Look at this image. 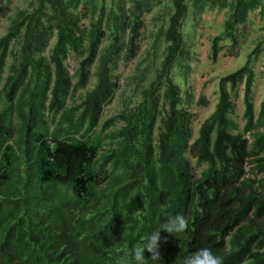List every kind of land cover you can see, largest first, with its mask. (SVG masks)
Instances as JSON below:
<instances>
[{
	"label": "trees",
	"instance_id": "obj_1",
	"mask_svg": "<svg viewBox=\"0 0 264 264\" xmlns=\"http://www.w3.org/2000/svg\"><path fill=\"white\" fill-rule=\"evenodd\" d=\"M47 1L0 37L1 82L9 43L24 30L23 60L0 88V264H132L129 249L176 214L187 228L161 232L158 264H186L203 247L223 264H264V100L255 119L252 67L220 78L216 107L192 139L193 115L169 78L175 57L186 54L179 32L186 8L173 0L162 70L135 109L101 122L117 87L112 58L79 103L68 98L86 87L103 32L80 26L74 6L52 1L48 13ZM238 22L230 16L224 33L212 37V58L222 39L236 42ZM142 27L134 15L118 48L125 45L126 58ZM52 36L48 57H37ZM71 54L83 56L73 74ZM240 84L241 130L231 117ZM117 121L123 124L115 129Z\"/></svg>",
	"mask_w": 264,
	"mask_h": 264
},
{
	"label": "rangeland",
	"instance_id": "obj_2",
	"mask_svg": "<svg viewBox=\"0 0 264 264\" xmlns=\"http://www.w3.org/2000/svg\"><path fill=\"white\" fill-rule=\"evenodd\" d=\"M52 1L59 2L67 10L74 6L73 14L80 16L79 24L86 27L87 32L94 29L103 32L98 53L90 68L88 83L84 89L68 98V104L80 102L79 94L83 95L96 84L100 66L112 58L109 65L113 69V80L117 87L110 102L103 107L100 121L104 122L121 112L135 109L150 82L162 70L168 46L165 32L169 18L175 10L173 0H50L44 5L48 13L53 9ZM39 3V0H0V37L5 36L12 27L18 26ZM184 4L186 9L180 21L179 32L186 54L175 57L169 78L180 87V106L193 115L192 139L197 137L200 124L216 107L220 78L246 64L252 67L255 75L251 102L256 119L264 100V0H184ZM134 15L141 16L143 27L140 29L134 56L126 58L125 45L119 50L118 48L128 39L127 34ZM232 15L240 21L236 25V42L233 43L228 38L222 39L216 57L212 58V37L224 33L226 23ZM23 31L21 29L9 43L0 88L23 60ZM54 40L55 36L50 37L48 45L42 52H37L36 56L42 54L48 57ZM73 55L68 60L71 74L80 58ZM228 89L230 90L229 85ZM164 91L165 86H161L160 95ZM158 108L162 114L168 108L162 96L159 98ZM234 109L231 117L241 130L244 125L243 84H240ZM160 119L161 116L157 119L155 133L160 126ZM122 124L120 121L115 122V129ZM261 130H264V126L260 127ZM246 136L250 139L249 134ZM192 165L194 166V160ZM202 166L195 168L196 171ZM250 168L251 165H248L246 170L249 171Z\"/></svg>",
	"mask_w": 264,
	"mask_h": 264
},
{
	"label": "clouds",
	"instance_id": "obj_3",
	"mask_svg": "<svg viewBox=\"0 0 264 264\" xmlns=\"http://www.w3.org/2000/svg\"><path fill=\"white\" fill-rule=\"evenodd\" d=\"M186 228L187 221L182 214L170 216L159 228L151 229L145 238H142L138 244L129 249L128 254L131 257L132 264H148L149 261H152L153 264H158L161 260L159 252L161 232L166 231L173 236L174 233H181ZM145 251L151 254L150 258L145 257ZM120 264H125V262L120 261ZM186 264H223V260L210 248L203 247L188 256L186 258Z\"/></svg>",
	"mask_w": 264,
	"mask_h": 264
}]
</instances>
